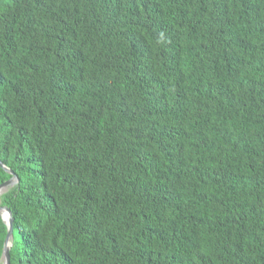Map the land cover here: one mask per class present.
Wrapping results in <instances>:
<instances>
[{"label":"trees","instance_id":"1","mask_svg":"<svg viewBox=\"0 0 264 264\" xmlns=\"http://www.w3.org/2000/svg\"><path fill=\"white\" fill-rule=\"evenodd\" d=\"M0 160L10 264H264V0H0Z\"/></svg>","mask_w":264,"mask_h":264},{"label":"water","instance_id":"2","mask_svg":"<svg viewBox=\"0 0 264 264\" xmlns=\"http://www.w3.org/2000/svg\"><path fill=\"white\" fill-rule=\"evenodd\" d=\"M0 166L3 168L7 173H9L11 176L4 182L0 184V196L7 192L10 187L14 186L18 181L17 175L14 173L13 170H11L9 167H7L1 160H0ZM5 213V215L3 214ZM0 216L4 223L7 226V235L4 241L2 255H1V264H10V249L13 244V217L12 212L9 207L2 205L0 203Z\"/></svg>","mask_w":264,"mask_h":264},{"label":"bare ground","instance_id":"3","mask_svg":"<svg viewBox=\"0 0 264 264\" xmlns=\"http://www.w3.org/2000/svg\"><path fill=\"white\" fill-rule=\"evenodd\" d=\"M3 214L5 215V213L3 212Z\"/></svg>","mask_w":264,"mask_h":264}]
</instances>
